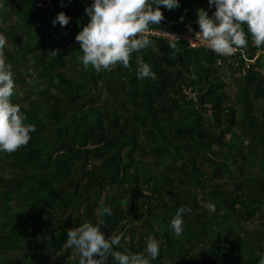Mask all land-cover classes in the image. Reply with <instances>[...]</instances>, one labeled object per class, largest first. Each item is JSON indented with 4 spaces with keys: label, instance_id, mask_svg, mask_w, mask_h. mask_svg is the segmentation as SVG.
I'll use <instances>...</instances> for the list:
<instances>
[{
    "label": "trees",
    "instance_id": "1",
    "mask_svg": "<svg viewBox=\"0 0 264 264\" xmlns=\"http://www.w3.org/2000/svg\"><path fill=\"white\" fill-rule=\"evenodd\" d=\"M0 2L8 20L0 34L10 44L4 55L15 87L25 92L21 97L14 87L11 100L25 123L35 125L26 145L0 152V264H78L77 251L65 245L67 231L101 220L105 239L123 231L129 239L121 244L132 252L144 251L148 235L160 237L151 264H258L264 229L252 238L245 225L264 215V177L246 175L245 167L264 172V62L259 55L245 69L241 52L252 58L264 45L257 49L247 35L246 48L221 56L184 41L153 40L154 46L132 54L128 67L118 63L96 72L81 65L74 39L88 23L84 9L92 0ZM160 8L164 19L150 27L177 33L187 23L199 30L198 10L210 17L214 11L207 0ZM59 12L69 17L64 26L53 24ZM137 56L155 79L137 78ZM227 77L240 82L228 104ZM183 86L194 98L182 93ZM88 117L90 125L80 128ZM138 154L151 160L144 163ZM90 158L100 160L93 170L87 169ZM207 175L218 182L209 185ZM182 205L191 212L183 214L188 233L178 238L169 232L170 221ZM139 210L149 225L145 235L130 224ZM105 264L117 262L109 254Z\"/></svg>",
    "mask_w": 264,
    "mask_h": 264
},
{
    "label": "clouds",
    "instance_id": "2",
    "mask_svg": "<svg viewBox=\"0 0 264 264\" xmlns=\"http://www.w3.org/2000/svg\"><path fill=\"white\" fill-rule=\"evenodd\" d=\"M207 3L210 8L214 6V11L210 17L205 10H198L196 23L199 32L196 36L213 52L230 56L246 48L247 35L257 49L264 45V0H207ZM161 5L174 10L179 7V0H92L91 5L84 9L89 17L88 23L74 37L82 53L78 59L83 68L90 66L100 72L102 69L110 70L118 63L128 67L134 52L154 46L149 37L153 32L150 25H159L164 19ZM57 21L64 26L69 17L59 12L53 24ZM5 44L6 38L0 34V152L12 153L28 143L35 125L25 123L26 116L20 105L11 100L15 82L12 65L6 62L4 55ZM170 46L174 48L176 45L172 43ZM52 54L55 56L56 52ZM136 63L138 79H155L151 66L142 57L137 56ZM27 71L33 73L31 67ZM207 208L215 212L214 203H208ZM103 212L111 215L107 207ZM190 212L191 208L187 206L177 208L170 221V227L176 234L183 230V214ZM101 224L102 220L95 223L86 221L67 231L65 245L77 251L78 264H105L109 254L117 264H151L159 255L160 242L152 235L145 238L144 251L132 252L121 244L122 240L129 239L125 232L105 239L99 230ZM114 246L122 247L123 251L114 250ZM258 264H264V254Z\"/></svg>",
    "mask_w": 264,
    "mask_h": 264
},
{
    "label": "rangeland",
    "instance_id": "3",
    "mask_svg": "<svg viewBox=\"0 0 264 264\" xmlns=\"http://www.w3.org/2000/svg\"><path fill=\"white\" fill-rule=\"evenodd\" d=\"M4 11H5V6L0 2V25L2 26V25H5V23L8 21V20H6V19H4V16H1L2 14H4ZM10 12V11H9ZM14 21H15V19H14ZM14 21H12L13 23H14ZM17 21V20H16ZM254 45V44H253ZM6 47L8 48V47H10V44L8 43H6ZM225 81H226V87H225V91H226V93H227V95H228V97H229V100L226 102V104H228V103H230L232 100H233V98H234V93H235V88L240 84V82H237L236 80H235V77H227L226 79H225ZM30 83L32 82L31 80L29 81ZM183 89H182V93H184L187 97L189 96L190 98H192L193 96H194V93L192 94V92H189L188 91V88L186 87H182ZM15 91L16 92H19L20 93V95H21V97L25 94V92L23 91V88L21 87V86H16L15 87ZM24 97H25V95H24ZM188 99V98H187ZM130 106V109L131 110H133V108H132V106L131 105H129ZM209 112H210V110H207V111H205L204 112V116H203V126H204V128L205 129H207L209 126H208V124H207V121H206V116H208L209 115ZM91 117H88V118H86V119H83L82 121H81V123H80V128H82V127H84V126H86L85 124H87V125H90V121L88 120V119H90ZM64 119H65V117H64ZM88 120V121H87ZM87 121V122H86ZM139 137H141V140H142V142H144V147H145V149L147 150V151H149V149H150V143H148L144 138H143V135L142 134H140V136ZM89 143V142H88ZM93 145H95V144H93ZM87 148H93L94 146H92L91 144H88V146H86ZM65 154V150L64 151H61V152H58L57 153V155H64ZM142 156V155H141ZM139 154H138V158H140L144 163H146L147 161H150L151 160V156L149 155V154H143V156L141 157ZM149 157H150V159H149ZM220 158H223V155L222 156H220ZM100 162V160L99 159H97V160H94V159H92V158H90L89 160H88V163H87V165H88V170H93V164L94 163H99ZM252 163H254V162H250V164H252ZM249 164V165H250ZM161 168H164V165H162L161 166ZM204 169H208V166H204ZM235 174L237 175L238 173H237V171L235 172ZM245 174L246 175H258V176H263L264 177V172H262V171H260L259 170V168L258 167H256V168H251V167H248V166H246L245 167ZM171 177H174L175 178V180H177L179 177H180V174L177 172V170L176 169H173L172 170V174H171ZM206 178V179H205ZM204 181L206 182V183H208L209 185H214L215 183H217L218 182V180L217 179H215V178H213V177H211V176H209V175H207V176H204ZM223 181H224V179H222ZM227 182H229V180L227 179ZM185 186H186V184L185 185H182L180 188H185ZM144 190H146V189H144ZM147 193V192H146ZM186 193V192H185ZM104 195V193H102L101 194V196H103ZM122 202H124V201H122ZM199 203H202V204H205V202L204 201H202V200H199ZM155 204V201L153 200V203H152V205H154ZM0 219H1V217H0ZM141 223H142V225H141ZM130 224H132V225H136L137 226V230L138 231H141V233L143 234V235H145V230L149 227V225H148V222L146 221V214H145V212L144 211H138V217L137 218H134L133 219V221L132 222H130ZM130 224H128V229H130L131 228V225ZM246 229H248L249 230V232H250V236L253 238V237H255V234H257V231H259V232H261L262 231V229H264V215L263 216H260V217H258V218H256V219H254L252 222H248V223H246ZM127 227V226H126ZM125 227V228H126ZM172 230V229H171ZM169 231V232H171V234L174 236V237H178V238H180V237H183V236H185L184 234H187L188 233V230H187V228H184L183 227V230L179 233V234H176L174 231ZM159 242H160V245H162V242H161V238L160 237H157L156 238ZM142 244L143 245H145L146 244V239L144 238V240H143V242H142ZM7 255H12V253H9V254H7ZM71 259H73V260H75L76 259V254H72V257H71ZM213 258L212 257H208L205 261L206 262H210L211 260H212ZM14 260H16L15 262H17V260L18 259H13V261ZM12 261V263L11 264H14L15 262H13Z\"/></svg>",
    "mask_w": 264,
    "mask_h": 264
},
{
    "label": "built area",
    "instance_id": "4",
    "mask_svg": "<svg viewBox=\"0 0 264 264\" xmlns=\"http://www.w3.org/2000/svg\"><path fill=\"white\" fill-rule=\"evenodd\" d=\"M152 29H153V32L149 34V37L152 40L162 39L165 41H174V38L171 36V35H173L177 39V41H184L187 44V46L191 49H197L200 47L208 48L206 43L203 40H201L199 37L196 36V34L199 32V30L194 29L192 27V25L189 23H187L184 26L183 31L180 33L171 32L168 30L160 29V28H152ZM195 41H197V42L194 43ZM209 50H211V49H209ZM238 51H236L235 53H237ZM259 55H261L262 61L264 62V48L261 49L260 52H257L252 58L246 57L244 55V53L241 52V57L244 59V68L245 69L249 68L253 64L255 59L258 58ZM188 91L192 92V90L190 88L188 89ZM193 93L194 92H192V94ZM192 98H194V96Z\"/></svg>",
    "mask_w": 264,
    "mask_h": 264
}]
</instances>
